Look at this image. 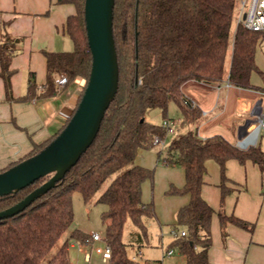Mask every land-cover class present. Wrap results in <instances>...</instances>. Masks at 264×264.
Instances as JSON below:
<instances>
[{"label": "trees", "instance_id": "trees-1", "mask_svg": "<svg viewBox=\"0 0 264 264\" xmlns=\"http://www.w3.org/2000/svg\"><path fill=\"white\" fill-rule=\"evenodd\" d=\"M59 2L76 9L65 23L74 49L45 51L46 84L38 93L37 85L32 82L29 98L54 95L59 89L57 79L66 75L68 83L84 81L81 99L90 76L92 54L84 18L85 0ZM237 12L238 0H116L118 92L96 139L65 178L23 212L0 220V264H41L74 221L73 193L80 191L84 201L90 202L113 175L116 176L97 198V202L108 207L102 213L103 220L110 221L105 236L112 248L108 264H138L129 255L130 244L124 241L126 223L130 219L139 229V240L144 241L148 237L147 219L154 218L156 212L154 203H145L142 198V185L154 178V169L136 164L135 159L141 148L155 146V136L166 139L167 130L148 121L147 112L160 108L165 116L172 101L182 112L183 127L196 125L177 134L165 152H158L165 164L182 166L186 173L185 185L173 186L168 193L191 197L177 212L176 227H183L186 235H179L173 244L180 248L187 264H210L211 221L215 209L202 195L206 162L210 159L219 164L221 171L219 219L223 234L226 235L228 223L254 231V223L223 211L231 191L227 185L231 181L227 176V162L230 159L241 164L252 161L259 166L264 180L261 145L264 131L259 142L246 149L220 134L203 137L198 129L203 109L187 93L190 85L217 86L227 81L236 87L264 92V88L251 83L252 73L258 70L256 51L264 39V30H250L237 23L233 31ZM13 45L11 38L0 44L1 76L9 97L12 96L9 68ZM51 140L37 146L29 156ZM50 177L47 175L24 189L1 196L0 211L24 199ZM89 239L90 234L75 228L46 264H71V242L84 243Z\"/></svg>", "mask_w": 264, "mask_h": 264}, {"label": "crops", "instance_id": "crops-1", "mask_svg": "<svg viewBox=\"0 0 264 264\" xmlns=\"http://www.w3.org/2000/svg\"><path fill=\"white\" fill-rule=\"evenodd\" d=\"M75 10L73 5L60 3L59 0H0V44L6 38L14 40V53L9 68L11 97L7 94L5 80L1 76L0 60V172L29 157L37 146L56 137L78 106L84 86V81L81 79L65 86H58V91L50 97H28L32 82L37 85L38 93L46 84L45 51L74 49V43L66 33L65 23L68 16L75 13ZM197 86L191 94L193 101L203 109L204 115L198 125L203 137L220 134L208 129L213 128L210 126L213 123H224L228 128V135L236 138L238 134L236 141H232V138L226 135L225 137L237 144L242 136L256 128L262 114L260 100L264 92L233 85L227 86L225 83L217 86L209 84ZM242 119H247L244 125H240L243 123ZM261 145L264 148V138ZM144 150V148L139 150L135 163L154 168L156 173L161 174L159 178L165 176L161 191L164 188L167 193L171 185L178 188L185 185L186 173L182 166L157 167L156 170L153 166L155 163L157 165L159 154H150L151 161L147 162ZM215 163L217 162L213 159L206 162V182L202 188L203 197L215 209L211 221L212 245L209 249V262L210 264H264V180L261 170L252 161L241 164L236 159H230L227 162V176L231 179L227 185L231 191L225 199L223 211L227 215H235L254 223L255 228L254 231H250L234 223H228L226 235H224L219 219L221 172L220 176L210 177L208 170L212 167L215 170ZM150 183L148 179L142 185V198L145 203L152 201L150 200ZM190 198L189 194L167 195L166 209L160 210L157 207L156 216L147 219L146 223L157 219L162 224L171 225L174 228L173 232L177 231V212L189 203ZM180 228L184 229L181 226ZM138 234V228L132 230L133 237L128 244L134 248L135 252L129 255L138 264H148L139 258L142 257L145 240L140 241ZM177 237L178 235L175 234L174 240ZM99 242L94 243L99 244ZM102 242L101 246L104 245V241ZM77 244H82V250L79 249L78 252L81 261L75 262L72 249H76ZM91 247L92 241L88 243L72 241L69 249L71 264H82L85 261V253L90 251ZM176 247L180 256H176L174 247L165 249L163 246V258L171 259V261L165 262L158 259L154 260V263L187 264L186 257L177 245ZM170 250L173 252L169 255ZM95 256L100 254L93 251L90 264Z\"/></svg>", "mask_w": 264, "mask_h": 264}, {"label": "water", "instance_id": "water-1", "mask_svg": "<svg viewBox=\"0 0 264 264\" xmlns=\"http://www.w3.org/2000/svg\"><path fill=\"white\" fill-rule=\"evenodd\" d=\"M116 0H85L84 18L92 54V68L78 106L61 132L39 152L0 172V197L17 192L38 179L51 175L41 186L18 203L0 211V220L23 212L36 199L54 188L96 139L120 80V67L114 37ZM261 101V112L264 107ZM262 114L258 126L261 129ZM246 126V125H245ZM252 132L241 137L237 146L246 149L244 141Z\"/></svg>", "mask_w": 264, "mask_h": 264}, {"label": "rangeland", "instance_id": "rangeland-1", "mask_svg": "<svg viewBox=\"0 0 264 264\" xmlns=\"http://www.w3.org/2000/svg\"><path fill=\"white\" fill-rule=\"evenodd\" d=\"M236 26H237V22L235 21L233 24V31L236 29ZM256 63L258 66V70L254 71L252 73L251 83L255 86L264 88V39L262 41H260L258 46H257ZM195 85L197 86V84H195ZM196 86H192V85L187 86V93L192 98H193V95L191 94V92L196 89ZM197 88H198V86H197ZM255 115H256V117H258L257 114H255ZM165 116H164V114L160 108H151L147 112L148 121H150L154 124H157V125H161L163 120L165 118H168V119L173 120L174 127L176 129V133H167L166 139L164 140L165 146L162 144H159V145H155L151 149H145L144 150L147 162L151 161V157L149 156L150 154L158 155V152L160 150H163L165 152V148L171 143V141L177 136V134L182 133L188 129H194L196 127V125L183 127V125L181 124L182 119H183L182 112L179 109L178 105L174 101L170 102V104L168 106L167 115H165ZM246 120L247 119H242L243 123L240 125H244L246 123ZM258 124L259 123L256 124V127L258 126ZM210 126L213 128L208 129L209 131L218 132V133L222 134L223 136L226 135L228 137H231L232 141H236L237 140L236 138H238V134H236L237 135L236 138L232 137L231 135H228L229 134L228 128L226 125H224V123L223 124L222 123H213ZM263 131H264V127L262 126V128L260 130L259 138H260V135ZM259 138H258V140H259ZM258 140H257L256 144L258 143ZM166 166L167 167H170V166L173 167V165H167L161 159L159 160V158H158L157 165L155 163V165L153 167H155L157 170V167H166ZM208 170H209L210 177H213L215 175L220 176L221 171H220V168H219L217 163H215V170L213 169V167L208 169ZM160 175L161 174L159 172L156 173V171L154 169V178L149 179L151 181V183H150V198L151 199L150 200H152L151 202H153V199H154L153 203H154L156 212H157V207L160 210L166 209L167 206L165 204V197L167 195H174V194H169L168 193L169 190L166 193V189H164V188L161 191V186L163 184V181L165 180V176L163 175V176H161V178H159ZM115 176L116 175H113L112 177L108 178L105 181L102 188L97 193L96 197L90 202L84 201L83 196L80 193V191L77 190L73 193V204H74V213H75L74 221H73L72 225L70 226V228L67 230V232L63 235V237L55 244V246L53 247V249L51 251V254L56 252V250L61 246V244L66 239L67 235H69V233L74 228H81L82 230H84L90 234L92 232H100L104 237L106 236L107 222H105L103 220L102 213L105 210H107L108 207L106 204L97 202V198L106 189V187L109 185V183L111 182V180ZM173 186L174 185H171V187H173ZM263 194H264V187H263ZM177 228L178 229H176L177 231H175V232L180 233V231L182 229L180 227H177ZM134 229H137V228L133 224V222L129 219L126 223L125 230H124V241H126L127 243L133 237L132 236V230H134ZM147 229H148V237H147V239H145V245L142 248V257L141 256L139 257L141 261L143 260L146 263L148 262V264H156V263H154V260H158V259L163 260L165 262L166 261L170 262L171 259H168V258L164 259L163 258L164 248L168 249L170 247H174L176 250V256H180L178 248L176 247V245L173 244L175 232L172 231V230H174V228L171 225L162 224L156 219L155 221H153V222L151 221L150 223L147 224ZM86 242H84V243H86ZM81 243H83V242H81ZM102 244H103V242L100 241L99 244L94 243V246L95 247L101 246ZM163 246H164V248H163ZM78 252H79V244L76 245V249H72V254H73L75 262L81 261L80 260L81 257L79 256ZM128 252H129V254L132 255L135 252V250L132 246H129ZM77 253H78V255H77ZM51 254L46 259H44L41 262V264H46L48 258L51 256ZM103 261L104 260L102 259L101 255L95 256L93 261H92V264H106V262L104 263Z\"/></svg>", "mask_w": 264, "mask_h": 264}, {"label": "built area", "instance_id": "built-area-1", "mask_svg": "<svg viewBox=\"0 0 264 264\" xmlns=\"http://www.w3.org/2000/svg\"><path fill=\"white\" fill-rule=\"evenodd\" d=\"M237 23H241L250 30H264V0H238ZM68 82L69 79L66 75H62L57 79V84L59 86H65L68 84ZM225 84L227 86L231 85L228 81ZM262 97L264 98V93ZM262 117L263 121L261 122V128L262 126L264 127V107L262 111ZM161 125L167 130V133H176L173 120L165 118ZM154 144H162L165 146L164 140L161 139L158 135L154 138ZM175 234H177L178 236H184L186 235V230L183 229L180 231V233L178 232ZM91 241V250L85 253V261L82 264H90L93 251L100 254L105 262H109L112 256V248L106 238L100 232H92L87 243ZM97 241H104V245L95 247L94 242ZM79 249L82 250V244H79ZM172 252L173 250H170L168 251V254L170 255Z\"/></svg>", "mask_w": 264, "mask_h": 264}, {"label": "bare ground", "instance_id": "bare-ground-1", "mask_svg": "<svg viewBox=\"0 0 264 264\" xmlns=\"http://www.w3.org/2000/svg\"><path fill=\"white\" fill-rule=\"evenodd\" d=\"M260 130L261 129H258L256 131L252 132L251 134H249L248 137L246 138V140L244 141V144L249 145L253 142H256V140H258L257 138L259 137Z\"/></svg>", "mask_w": 264, "mask_h": 264}]
</instances>
